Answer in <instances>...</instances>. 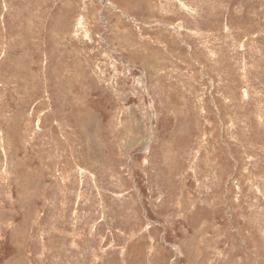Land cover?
<instances>
[{
    "label": "rangeland",
    "instance_id": "374dc122",
    "mask_svg": "<svg viewBox=\"0 0 264 264\" xmlns=\"http://www.w3.org/2000/svg\"><path fill=\"white\" fill-rule=\"evenodd\" d=\"M0 264H264V0H0Z\"/></svg>",
    "mask_w": 264,
    "mask_h": 264
},
{
    "label": "water",
    "instance_id": "95a60500",
    "mask_svg": "<svg viewBox=\"0 0 264 264\" xmlns=\"http://www.w3.org/2000/svg\"><path fill=\"white\" fill-rule=\"evenodd\" d=\"M242 92H243V97L247 98L248 96L247 90L245 88H242Z\"/></svg>",
    "mask_w": 264,
    "mask_h": 264
}]
</instances>
